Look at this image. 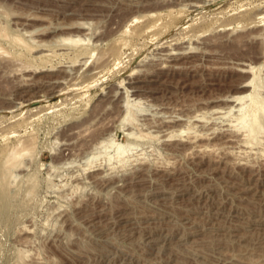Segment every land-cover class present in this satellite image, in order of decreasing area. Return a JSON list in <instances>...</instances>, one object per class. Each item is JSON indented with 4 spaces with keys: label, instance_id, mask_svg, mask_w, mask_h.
I'll return each instance as SVG.
<instances>
[{
    "label": "rangeland",
    "instance_id": "rangeland-1",
    "mask_svg": "<svg viewBox=\"0 0 264 264\" xmlns=\"http://www.w3.org/2000/svg\"><path fill=\"white\" fill-rule=\"evenodd\" d=\"M151 1L0 0V167L9 165L0 169V264H95L108 257L110 264H264V230L257 222L245 231L244 241L231 242L215 228L220 218L216 216L221 214L208 213L225 203L223 211L238 210L248 221L264 214V153L249 161L248 154L241 156L236 142L223 141L221 136L231 131L236 113L228 115L230 105L217 100L244 92L238 85L249 76L242 72L246 64L254 66L250 74H259L264 88V52L258 55L262 44L258 41L263 38L232 40L255 28L261 27L264 33V0H201L198 6L192 5L193 0L172 3L175 10L169 14L174 16H166L173 18L172 26L160 36L149 31L154 23L147 11ZM243 12L261 13L258 27L242 26L238 17ZM220 22L228 24L224 27ZM8 33L21 35L23 45L13 42ZM69 37L81 41L66 40ZM176 44L181 45L180 56L167 60L163 51L178 50ZM44 67L54 68L53 75L49 71L21 74L25 68ZM56 75L68 83L50 89L46 83ZM74 86L83 89H69ZM111 88L114 93L120 91V108L114 106L106 114L107 123L100 129H109L105 144L114 145L100 144L98 149L94 141L103 130L81 133V129L95 104L112 108L106 98ZM128 107L132 115L126 123L122 119ZM177 116L185 117L180 123L171 122ZM132 129L137 134L127 136ZM168 129L177 135L167 136ZM263 134L261 141L259 135L254 140L262 147ZM20 140L31 145L19 159L22 163L5 165L1 149ZM128 140L138 145L130 157L123 163L110 162L108 153ZM192 141L209 143V149L181 154L167 149V142ZM129 180L146 194L132 196L124 189ZM152 189L165 191L166 199L156 197ZM238 189L248 198L231 199V192ZM236 205L241 207H232ZM194 210L199 212L184 219ZM127 213L132 220L124 224L121 217ZM106 224L112 228L102 236L95 228ZM128 224L134 227L130 235L122 231ZM150 232L168 236L157 244L159 248H152L143 240Z\"/></svg>",
    "mask_w": 264,
    "mask_h": 264
},
{
    "label": "bare ground",
    "instance_id": "bare-ground-1",
    "mask_svg": "<svg viewBox=\"0 0 264 264\" xmlns=\"http://www.w3.org/2000/svg\"><path fill=\"white\" fill-rule=\"evenodd\" d=\"M168 0H154V1H151L150 2V5L148 6V10L147 11H149V12H151V13H149L150 15H153L152 17L154 18L153 20H149V21H152L151 23H153V24H151L152 26L150 27V29H149V27H145V25H144V27H145V29H149V31L151 30V32H152V34H151V32H150V34L151 35H153V34H158V36H160L159 34H161L162 33V31H164V29H165V27H166V30H169L170 28H171V21H172V19L173 18H171V19H168L169 17H167L166 18V16L169 14V13H171L170 11H173V10H175L174 8H173V4L172 3H180V4H186V0H185V2L183 1H178V0H174V1H172V2H167ZM171 1V0H170ZM188 2H190V0H187ZM201 0H193L191 3H192V5H194V6H198V5H200L199 4V2H200ZM201 2H203V1H201ZM200 2V3H201ZM208 1L206 0V3H207ZM175 4V5H176ZM180 4H178V5H180ZM204 5H205V2H204ZM203 7V6H202ZM242 8V7H241ZM264 8V7H263ZM196 9V8H195ZM245 9V8H244ZM153 11V12H152ZM242 11H244L245 12V10H242ZM165 12H168L167 14H165ZM242 13V14H240V16H241V19H240V17H238L239 18V21H242L243 22V25L242 26H244V27H247L248 28V26L249 27H258V26H256L259 22H258V18H261V17H259L258 15H260L261 13H259V14H257V13ZM246 12H248V11H246ZM147 15V14H146ZM154 15H155V17H154ZM173 14H169L168 16H172ZM177 15V14H176ZM237 15V14H236ZM148 17H149V15H147ZM174 16V15H173ZM176 17V16H175ZM216 17V16H215ZM159 18H161L162 20H158ZM210 18V17H209ZM227 18V17H226ZM233 18V17H232ZM232 18H230V20L232 19ZM236 18V17H235ZM149 19V18H148ZM262 19V18H261ZM263 19H264V17H263ZM224 20V19H223ZM236 20H238V19H236ZM148 22V20L146 21V23ZM157 22H158V24H157ZM241 22V23H242ZM146 23H144V24H146ZM220 23H222V24H220V26H224V27H226L225 25H227L228 23L227 22H220ZM231 22H229V24H230ZM148 24L149 23H147L146 25L148 26ZM232 24V23H231ZM231 24H230V26H231ZM237 24V23H236ZM262 24V23H261ZM143 25V24H142ZM150 26V25H149ZM154 26V27H153ZM206 26V25H205ZM210 26V25H209ZM229 26V27H230ZM263 26V25H262ZM143 27V26H142ZM211 27H212V25H211ZM238 27V26H237ZM236 28V27H235ZM253 28H251V29H253ZM261 28V27H260ZM260 28H255L254 30H251V31H249L248 32V34H244V33H241V34H239V35H237V36H235L232 40H241V41H243V42H245L246 40H255V38L256 39H258V38H263L264 39V33H261L260 32V30H262V29H260ZM208 30H209V28H207ZM224 29V28H223ZM229 29V28H228ZM241 29V28H240ZM139 30H141V29H139ZM138 30V31H139ZM144 29H142L141 31H143ZM205 30V29H204ZM215 30V29H214ZM243 30H246V29H243ZM192 31H194V29L192 30ZM207 31V30H206ZM234 31V30H233ZM236 31V30H235ZM154 32V33H153ZM221 32V31H220ZM164 33H165V31H164ZM199 33V32H198ZM217 33V32H216ZM231 33H233V32H231ZM9 34V33H8ZM135 34V33H134ZM141 34V33H140ZM223 34H225V33H223ZM229 34H230V32L228 33V34H226V35H228V37H229ZM2 35H4L5 37L7 36L5 33H3ZM11 34H9V37H11V38H13L12 39V41L15 39L16 41H17V43L16 44H18V42H20L19 44H21V45H23V42H24V39L21 37V35H20V37H19V35L18 34H16L15 35V33H13L11 36H10ZM201 35V34H200ZM14 36H15V38H14ZM157 37V36H156ZM199 37V36H198ZM219 37V36H218ZM245 37H248V39H246ZM214 40H215V38H213ZM219 39V38H218ZM263 39H262V41H261V39H260V41H258L259 43H262L260 46L261 47H259V50H258V55L259 54H263V52H264V46H263ZM63 40H64V38H63ZM66 40H68V41H72V42H75V43H79V41H81V39L80 38H72V37H69V38H66ZM65 41V40H64ZM211 41V40H210ZM247 41V42H248ZM14 42V41H13ZM26 42V41H25ZM176 42V41H175ZM212 42V41H211ZM236 42V41H235ZM240 43V42H239ZM15 44V45H16ZM25 44V43H24ZM171 44V43H170ZM173 44H175V43H173ZM244 44V43H243ZM247 44V43H246ZM251 44V43H250ZM26 45V44H25ZM176 46H177V44H176ZM181 45H178L177 46V49L178 50H170V49H167V48H165V50L163 51V56L167 59V60H169V59H174V58H176V57H179L180 56V54H181V50H179V49H181V47H180ZM169 47V46H168ZM175 47V46H174ZM245 50V49H244ZM49 51L51 52V53H58L55 49H49ZM251 51V50H250ZM47 53V54H51V53ZM82 52V51H81ZM103 52H105V51H102L101 53H103ZM106 52H107V50H106ZM118 52V51H117ZM120 52V51H119ZM161 53V52H160ZM104 54V53H103ZM101 55L100 54V56L103 58V56L104 55ZM115 54V53H114ZM248 54V53H247ZM109 55V54H108ZM255 55V54H254ZM111 56H113V55H111ZM48 57V56H47ZM110 57V56H109ZM262 57V56H261ZM105 58V57H104ZM106 59V58H105ZM117 59V58H116ZM13 60V59H12ZM107 60H108V58H107ZM110 60V59H109ZM14 61H15V59H14ZM102 61H103V59H102ZM13 62V61H12ZM9 63H11V62H9ZM14 63V62H13ZM12 63V64H13ZM17 62L15 61V64H16ZM103 63V62H102ZM101 63V64H102ZM108 63H109V61H108ZM108 63H106V64H108ZM105 64V63H104ZM105 64V65H106ZM96 65V64H95ZM95 65H93L94 67H95ZM100 65V64H99ZM256 65V64H255ZM16 66H18V65H16ZM71 66H72V64H71ZM101 66H103V65H101ZM96 67H98V66H96ZM95 67V68H96ZM106 67V66H105ZM263 67H264V65H263ZM91 68V67H90ZM89 68V69H90ZM261 68V67H260ZM18 69V68H17ZM53 69L54 68H48V69H45V67L42 69V70H32L31 68H25L22 72H21V74H22V76L24 75V74H27L29 71H33L32 73L34 74L35 72H38V71H53ZM100 69V68H99ZM254 69V66H252L251 64H246V66L242 69V72H246V73H248L249 74V76L244 80V81H242L239 85H238V88L240 89V90H242V92L243 93H241L240 92V94H230V95H226L225 97L223 96V97H220V98H218L217 100L218 101H220L221 102V104L223 103V104H225L226 106L227 105H230L229 106V110L227 111V113H228V115H229V113H231V112H233L234 110H235V113H236V115L234 116V115H232V116H234L235 117V119H233V122L231 121V123H230V129H231V131L230 132H227L226 131V134H224L223 136H221L222 137V139H223V141H227V142H236L237 144H238V148H239V150H240V152H241V156H242V154L244 155V154H248V160H249V158L250 157H253V155H257V156H259L260 154H263L264 153V147H262L260 144H256L255 143V138L259 135V137H260V141H261V138H262V135H260V132H261V134H262V132H264L263 130H264V93L262 92L263 90L262 89H264L263 88V85L260 83L261 81L260 80H258V75L259 74H255L254 72H253V74H250L251 72H252V70ZM55 70V69H54ZM62 70H63V68H62ZM62 70H60V71H62ZM97 71H98V69H96ZM101 70H103V68H101ZM66 71V70H65ZM87 71H90V70H87ZM92 71V70H91ZM94 71V70H93ZM100 71V70H99ZM102 72V71H101ZM32 73H28V74H32ZM51 74H52V72H50ZM61 73V72H60ZM88 72H86V74H87ZM97 73V72H96ZM100 73V72H99ZM99 73H98V75H99ZM66 74V73H65ZM91 73H89V75H90ZM36 75V74H35ZM53 75V74H52ZM62 75V74H61ZM88 75V74H87ZM27 76V75H26ZM57 76V75H56ZM73 76V75H72ZM93 76V75H92ZM92 76H90L91 78H92ZM131 76V75H130ZM29 77V76H28ZM34 77V76H33ZM60 77H63V76H60ZM60 77H52L53 78V80H51V78H50V82H49V84L48 83H46L47 84V86H49V87H51L50 89H57V87H61V86H63V84L66 82V81H64L63 79H61ZM77 78H78V76H76ZM98 77V76H97ZM24 78V77H23ZM68 78V77H67ZM75 78V77H74ZM89 78V77H88ZM93 78H94V76H93ZM92 78V79H93ZM259 78H260V75H259ZM96 79V78H95ZM132 79V78H131ZM46 80V79H45ZM71 80V78L69 79V81ZM74 80V79H73ZM97 80V79H96ZM135 80V79H134ZM68 81V80H67ZM81 81V80H80ZM95 81V80H94ZM140 81V80H139ZM133 82V81H132ZM138 82V81H137ZM26 83V82H25ZM68 82H66V84H67ZM71 83H72V81H71ZM73 83H74V81H73ZM76 83V82H75ZM75 83H74V85H75ZM81 83H83V81L81 82ZM97 83V82H96ZM28 84H30V83H26V85H28ZM36 84V83H35ZM70 84V83H69ZM68 84V85H69ZM32 85V84H31ZM34 85V84H33ZM32 85V86H33ZM73 85V84H72ZM71 84L69 85L70 87L72 86ZM77 85V84H76ZM131 85H132V83H131ZM140 85V84H139ZM37 86V85H36ZM67 86V85H66ZM88 87H90L89 85H87ZM141 86V85H140ZM29 87V86H28ZM75 87V86H74ZM84 87V86H83ZM113 87V86H112ZM40 89L41 88H43V86L41 87H39ZM66 88H68V87H66ZM80 88H82V87H75V88H69V89H72V90H81ZM91 88V87H90ZM29 89H33L32 87H30ZM38 89V88H37ZM49 89V88H48ZM62 90H63V88H61ZM60 89V90H61ZM65 89V88H64ZM83 89V88H82ZM112 90L114 89V88H111ZM68 90V89H67ZM112 90H108L109 91V93H107V100L111 103L110 105H112V108L110 109V107H107V109H106V107L105 108H102V107H100V106H98V105H96L95 104V106H94V109H93V113H91L92 115L89 117V119H87V122H85V120H84V122H83V126L84 127H82V132L81 133H84L85 131L88 133V131L90 130V131H92L91 133H93V132H96V131H98L100 128H101V126L102 125H104V123H107V122H104V121H106V114L108 115V114H111L112 112H113V108L115 109V107H118V108H120V99L118 98V94H119V92L120 91H118V90H116L115 91V93H114V90L112 91ZM50 91H52V90H50ZM54 91V90H53ZM64 91V90H63ZM107 91V92H108ZM47 92V91H46ZM60 92V91H59ZM67 92V91H66ZM63 93V92H62ZM71 93H72V91H71ZM75 93H77V92H75ZM118 93V94H117ZM53 94V93H52ZM55 94V93H54ZM56 94H58L59 95V93H58V91L56 92ZM56 94H55V96H56ZM65 94V93H64ZM68 94H70V93H68ZM35 95H37V94H35ZM62 95V94H61ZM60 95V96H61ZM75 95V94H74ZM51 96V95H50ZM54 96V95H53ZM65 96V95H64ZM38 97V96H37ZM120 98H122L121 96H120ZM36 99V98H35ZM105 99V98H104ZM32 100H34L33 98H32ZM37 100H40V98H38ZM123 100V99H122ZM216 100V99H215ZM11 101V100H10ZM125 102H127V101H125ZM202 102V101H201ZM18 103V102H17ZM20 103V102H19ZM97 103V102H96ZM108 103V102H107ZM107 103H104V104H107ZM99 104H100V102H99ZM115 104V105H114ZM123 104V103H122ZM129 104V103H128ZM103 104H101V106H102ZM108 105V104H107ZM214 105V104H213ZM218 105H219V103H218ZM115 106V107H114ZM104 107V106H103ZM122 107V106H121ZM130 107H131V105H130ZM219 107V106H218ZM218 107H217V109H218ZM223 107H225V106H223ZM126 108V107H125ZM109 109V110H108ZM216 109V108H215ZM214 109V110H215ZM227 109H228V107H227ZM123 110V109H122ZM92 111V110H91ZM115 111H117V110H115ZM114 111V112H115ZM217 111H219V110H217ZM221 111V110H220ZM221 113V112H220ZM227 113H225V114H227ZM117 114H118V112H117ZM116 114V115H117ZM232 114V113H231ZM89 115V114H88ZM87 115V116H88ZM131 110H130V108L128 107L127 108V113H126V115L124 116V119H122V120H124V122H126V120H129V119H131ZM110 116V115H109ZM112 116V115H111ZM174 116V115H173ZM115 117H117V116H115ZM121 117V116H120ZM184 117L185 116H183V117H181V116H177V117H175V118H172V120H171V122H175V123H180V122H182V120L184 119ZM113 118V117H112ZM187 118V117H186ZM27 119V118H26ZM105 119V120H104ZM111 119V118H110ZM116 119V118H115ZM109 120V119H108ZM111 120H113V119H111ZM169 120V119H168ZM186 120V119H185ZM22 121V120H21ZM20 121V122H21ZM235 121V122H234ZM19 122V123H20ZM81 122V123H82ZM109 122V121H108ZM165 122V121H164ZM167 122V121H166ZM169 122V121H168ZM79 123V122H78ZM111 123V122H110ZM109 123V124H110ZM114 123V122H113ZM112 123V124H113ZM123 123V122H122ZM127 123V122H126ZM157 123H159V122H157ZM163 123V122H162ZM80 124V123H79ZM75 125H77V124H75ZM75 125H74V127H75ZM155 125H157V124H155ZM159 125V124H158ZM109 126V125H108ZM125 126V125H124ZM152 126H153V124H152ZM16 127V126H15ZM78 127H79V125H78ZM105 127V126H104ZM106 127H107V125H106ZM111 127H112V125H111ZM155 127H157V126H155ZM162 127V126H161ZM160 127V128H161ZM166 127V126H165ZM164 127V128H165ZM110 128V127H109ZM135 128H137V127H135ZM159 128V127H158ZM163 128V129H164ZM174 128V127H173ZM73 129V131H74V128H72ZM78 129V128H77ZM151 129V128H150ZM167 129V128H166ZM14 130V129H13ZM79 130H80V128H79ZM101 130V129H100ZM103 130V129H102ZM101 130V131H102ZM108 130L109 129H105V130H103L102 132H100L99 131V136L97 135V133H95L97 136H98V138L96 139L97 141H94V143L97 145V144H99V146L97 145V148L98 147H101L102 145H108L109 144V142H108V144L106 143L105 144V140L106 139H104L105 137H106V133H108ZM137 130H138V128H137ZM159 130V129H158ZM162 130V129H161ZM169 130V129H168ZM172 130V129H171ZM171 130H169L170 131V134L169 135H167V136H169V137H172V136H175V135H177L173 130L171 131ZM180 130V129H179ZM237 130V131H236ZM15 131V130H14ZM73 131H71V132H73ZM76 131V130H75ZM78 131V130H77ZM136 130H134L133 131V129H132V131H128L127 132V136H134L135 135V133L137 134V132H135ZM16 132H17V130H16ZM149 132H150V130H149ZM166 132V131H165ZM181 132H182V129H181ZM143 133V132H142ZM141 133V134H142ZM146 133V132H145ZM164 133V132H163ZM166 133H168V132H166ZM165 133V134H166ZM75 135H76V133H75ZM78 135H79V133H78ZM85 135H86V133H85ZM264 135V134H263ZM80 136H81V134H80ZM83 136V135H82ZM132 136V137H133ZM139 136V135H138ZM69 137V136H68ZM78 137V136H77ZM76 137V138H77ZM96 137V136H95ZM100 137L102 138V140H100ZM140 137V136H139ZM204 137V136H203ZM20 138H22V137H20ZM70 139H71V137H69ZM80 138V137H79ZM88 138H90L89 136H88ZM23 139V138H22ZM26 139H28V138H26ZM67 139V138H66ZM83 139H85L84 137H83ZM167 140H169L168 138H166ZM25 140V139H24ZM72 141H68L69 143H71V142H73V139H71ZM75 140V139H74ZM80 140V139H79ZM87 139H85V141H86ZM89 140V139H88ZM108 140V139H107ZM130 140V139H129ZM128 140V141H129ZM165 140V139H164ZM192 140V139H191ZM197 140V139H196ZM195 140V141H196ZM195 141H192L191 143L189 142V144H187V143H183V144H181V143H175V144H170V142H167V144H168V147H167V149L171 152V153H175V154H181V153H184L185 151L187 152V150H197V151H203V150H206V149H209L207 146H208V144L209 143H207L206 145L207 146H205V144L203 145V144H201V142L199 143V142H195ZM220 141H222V140H220ZM258 141V140H257ZM256 141V142H257ZM264 141V140H263ZM64 142H66V141H64ZM68 142L66 143V144H68ZM76 142V141H75ZM110 142H113V141H110ZM226 142V143H227ZM30 143V142H29ZM28 143V141L26 142H24V141H22V140H20V142H17V144L15 145V146H13L12 147V145H10L11 146V148H2L1 149V151H2V153H4V156H5V158H6V161H5V159H4V161H3V163L6 165V162L7 163H10L11 165H15L16 163V166H20V164L22 163H19V159L25 154V153H27V151H29V149H30V147H31V145ZM78 143V142H77ZM83 143V142H82ZM90 143H92V142H90ZM255 143V144H254ZM75 144V143H74ZM100 144H102V145H100ZM220 144V143H219ZM263 144V143H262ZM69 145V144H68ZM90 145V144H89ZM93 145V144H92ZM114 144H109L108 146L109 147H111V146H113ZM135 145H137V143H132L131 141H129V142H127V143H117L116 144V146H115V151H114V153L113 154H109L108 153V159H109V161L111 162V160L112 159H115V161H117V162H122L123 163V161H126L127 159L126 158H129L130 156H129V152H131V150H133L134 149V147H135V149H136V146ZM170 145V146H169ZM215 145V144H214ZM217 145V144H216ZM225 145V144H224ZM257 145V146H256ZM260 145V146H259ZM75 146V145H74ZM79 146V145H78ZM94 146V145H93ZM138 146V145H137ZM6 147V146H5ZM8 147V146H7ZM66 146H64V148H65ZM92 147V146H91ZM107 147V146H106ZM68 148H70V147H68ZM94 148H95V146H94ZM93 148V149H94ZM72 150H73V148H71ZM77 149V148H76ZM92 149V148H91ZM96 149V148H95ZM99 149V148H98ZM70 150V149H69ZM88 150V149H87ZM189 150V151H190ZM211 150V149H210ZM91 151V150H90ZM89 151V152H90ZM229 151V150H228ZM232 151V150H231ZM238 151V150H237ZM72 152V151H71ZM88 152V151H87ZM94 152V151H93ZM133 152V151H132ZM196 152V151H195ZM209 152V151H208ZM76 153V152H75ZM230 153V152H229ZM1 154V153H0ZM136 154V153H135ZM141 153H139V155H140ZM143 154V153H142ZM238 154V153H237ZM132 156H133V154H131ZM136 155H138V154H136ZM131 156V157H132ZM199 156V155H198ZM261 156V155H260ZM137 157V156H136ZM142 157V156H141ZM88 158V157H87ZM243 158V157H242ZM90 157L87 159V160H89L90 161ZM131 159V158H130ZM133 159H135V158H133ZM140 159V158H139ZM245 159V158H244ZM136 160V159H135ZM145 160V159H144ZM250 161V160H249ZM146 162V161H145ZM141 163V162H140ZM4 164H3V166H4ZM7 166H9V165H7ZM6 166V168H5V166H4V169H3V167L1 166L0 167V169H3V170H5V169H7L8 167ZM15 166V167H16ZM10 168V167H9ZM12 169L14 168V166L13 167H11ZM145 168H147V167H145ZM142 169V168H141ZM147 170V169H146ZM96 175V174H95ZM99 178V177H98ZM101 178V177H100ZM134 180V179H133ZM114 181V180H113ZM122 181V180H121ZM128 181V180H127ZM108 182V181H107ZM107 182H105V183H107ZM131 182V180H129V182H124L126 185L124 186V189H126L125 187H127V190H128V192H130V194L133 196V194L136 192V194L137 195H142V197L146 194V192L143 190V189H139L138 187H134V184L133 183H130ZM113 184V183H112ZM118 185H121L120 183H117ZM123 184V183H122ZM115 185V184H114ZM238 188V187H237ZM241 188V187H240ZM245 188V187H244ZM185 189H187V188H185ZM184 188H183V190L184 191H186ZM242 189V188H241ZM155 190V191H154ZM152 189L151 191H154L153 192V194L154 195H156V197H160V198H163V199H166V196H167V194H166V192L164 191L163 192V190H157L156 191V189ZM182 190V189H181ZM195 190V189H194ZM197 190V189H196ZM240 189H238V191H239ZM122 191H124L123 189H122ZM237 191V192H238ZM242 191V190H241ZM241 191H239L240 193H237L236 191L234 192H231L232 194H231V199H233L234 200V198H236V197H239V198H244V197H246L247 196V198H248V195H244V193H242ZM127 192V191H126ZM147 192H149L148 190H147ZM180 192V191H179ZM189 193H188V195L190 194V191H188ZM196 192H198V191H195V193ZM192 193V195H194V193L193 192H191ZM200 193V192H199ZM262 193V192H261ZM264 193V192H263ZM129 194V193H128ZM127 194V195H128ZM129 194V195H130ZM136 194H134V196H136ZM184 194V193H183ZM183 194H182V196H183ZM253 195L255 194V190H254V192L252 193ZM258 194H260V193H258ZM148 195H150V194H148ZM181 195V194H180ZM191 195V194H190ZM191 195V196H192ZM199 195V194H198ZM185 196V195H184ZM203 196V195H202ZM230 196V195H229ZM260 196V195H259ZM137 197V196H136ZM141 197V196H140ZM152 197H154V196H152ZM262 196H260V198H261ZM131 198V197H130ZM149 198H150V196H149ZM194 198V197H193ZM198 198H199V196H198ZM246 198V199H247ZM257 200H258V198L259 197H255ZM145 199H146V196H145ZM151 200H152V198H150ZM189 199V198H188ZM197 199V198H196ZM202 199V198H201ZM255 199V200H256ZM262 199H263V197H262ZM144 200V199H143ZM142 199H141V201H143ZM153 200H155V199H153ZM156 200H158V198L156 199ZM204 200V199H203ZM220 200V199H219ZM233 200L231 201V202H233ZM264 200V199H263ZM196 201V200H195ZM215 201H217V200H215ZM262 201V200H261ZM145 202V201H144ZM192 202V201H191ZM196 202H198V201H196ZM219 202V201H218ZM222 202V201H221ZM193 203V202H192ZM195 203V202H194ZM193 203V204H194ZM220 203V202H219ZM218 203V204H219ZM262 203V202H261ZM260 203V204H261ZM212 204V203H211ZM232 204V203H231ZM235 204V203H234ZM264 204V203H263ZM225 205V203H220L219 204V209H217V210H213V211H209L208 213H209V215L210 216H212V217H214V216H216V214L218 213V214H221V216H216L217 218H219V225H217L215 228L216 229H218V230H220L221 231V234H223L226 238H229V239H231V242H235V241H237V240H242V241H244V237H247L248 236V234H244L245 233V231H248L249 229H251V228H253V227H255L254 226V224H253V222H257V224H258V226L259 227H261L263 230H264V214H261V215H259V218H257V219H255V220H250V221H248V219L246 220V218L243 216V215H241L240 213H239V211L238 210H228V211H223L222 209V207ZM212 206H213V204H212ZM215 206H217V205H215ZM241 207V205H236V206H232V207ZM218 207V206H217ZM194 208V207H193ZM213 208V207H212ZM222 208V209H221ZM193 210V209H192ZM191 210V211H192ZM129 211V210H128ZM132 211V210H131ZM130 211V212H131ZM237 211V212H236ZM190 211H188V213H186V214H184V219L185 218H189V220H190V218H192L191 216H192V214H196V213H198L199 212V210L198 211H195L194 210V212H192V213H189ZM201 212H202V210H201ZM132 213V212H131ZM130 213V214H131ZM204 213V212H203ZM128 214V213H127ZM127 214H125L126 215V217H125V215H123V214H121V215H123V217L124 218H122L120 215H118L119 217H121V220H123L124 222V224H126V222L128 223V221H130L131 222V218H129L128 216H129V214L127 215ZM131 216V215H130ZM200 215H197L196 217H198V218H201V216L199 217ZM247 217V216H246ZM113 218V217H112ZM156 218H162V216L161 217H156ZM205 218V217H204ZM115 219H117V218H115ZM115 219H114V221H115ZM131 219V220H130ZM243 219V220H242ZM109 220V219H108ZM111 220H113V219H111ZM118 221V220H117ZM120 221V220H119ZM244 221V222H243ZM187 222H190V221H184V223H186V224H188ZM122 223V222H121ZM104 224V223H103ZM102 224V225H103ZM112 224H113V221H112ZM111 224V225H112ZM116 224H118L117 222H116ZM120 224V223H119ZM130 224V223H129ZM128 224V225H129ZM195 224L196 223H193L192 224V226H195ZM256 224V225H257ZM107 226H98V227H94L95 229H96V231L99 233V234H102V236H103V233L105 234V232H107V230L108 229H110V227H111V225H108V224H106ZM96 226V225H95ZM117 226V225H116ZM115 226V227H116ZM123 226V225H122ZM127 226V225H126ZM114 227V228H115ZM121 227V226H120ZM112 228V227H111ZM124 226L122 227V231L126 234V235H130V232H133V229H134V227H133V225L131 226V225H129L128 227H125L124 229ZM118 229H119V227H118ZM253 230V229H252ZM192 231H195V230H189V232H192ZM240 231H243V232H241V233H239ZM189 232H187L186 234H185V236H180L182 239H185L186 237H187V234L189 233ZM108 233V232H107ZM159 234H161V233H159ZM105 235H107V234H105ZM146 236H144V241H145V243H147V244H149V246L150 247H152V248H159V247H157L158 245L157 244H159L163 239H164V237L165 236H168V234H164L163 236H155V233H152V232H150V233H146L145 234ZM164 243V242H163ZM162 243V244H163ZM143 244H144V242H143ZM147 244H146V246H147ZM161 245V244H160ZM108 257V256H107ZM106 258V257H105ZM110 257H108L107 258V260L106 261H104V262H102V261H98V262H96L95 264H110V259H109ZM112 260H114L113 258H111ZM119 260V259H118ZM115 261V260H114ZM112 263V262H111ZM113 263H116V262H113Z\"/></svg>",
    "mask_w": 264,
    "mask_h": 264
}]
</instances>
